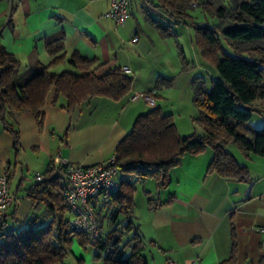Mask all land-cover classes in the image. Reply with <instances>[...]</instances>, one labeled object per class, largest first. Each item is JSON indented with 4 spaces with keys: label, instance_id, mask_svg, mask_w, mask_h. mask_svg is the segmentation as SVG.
Returning <instances> with one entry per match:
<instances>
[{
    "label": "crops",
    "instance_id": "0c3cea01",
    "mask_svg": "<svg viewBox=\"0 0 264 264\" xmlns=\"http://www.w3.org/2000/svg\"><path fill=\"white\" fill-rule=\"evenodd\" d=\"M197 4L187 16L178 18L158 0H132L128 17L117 24L104 16L108 0H0V43L19 61L16 74L23 75L38 63L47 65L61 53L67 59L76 52L94 60L97 76L119 67L133 78L131 92L124 99L93 96L70 112L63 106V96L53 101L56 89L50 87L40 108V126L30 112L7 115L19 131L18 148L0 121V168H7L9 191L15 195L7 214L13 226L42 212L41 206L34 207L28 191L37 182L35 172L43 175L48 166H58V156L90 166L114 155L136 117L149 110L143 98L131 100L132 93L152 92L156 105L172 114L180 135L202 133L194 125L198 109L189 108L182 119L176 118L170 106L177 89L185 87L186 102H192L193 81L199 76L208 80L206 63H200L199 73L182 66L184 57L191 61L196 24L218 22L204 11H194ZM135 35L138 39L133 41ZM68 66L64 60L49 70L61 72ZM217 78L212 70L204 86L210 88ZM227 150L247 167L246 179L208 171L214 158L210 147L185 153L168 170L166 186L150 177L120 185L121 192L113 199L131 204V212L118 213L114 223L110 217L117 207L108 191L100 192L93 199L95 210L101 225L108 224L100 232L104 235L130 223L142 240L145 264H167L171 259L176 264H226L232 254L236 264H257L264 258V155L244 154L234 142ZM132 232L125 233L123 241ZM63 264L106 263L102 256L96 257L94 245L74 236Z\"/></svg>",
    "mask_w": 264,
    "mask_h": 264
},
{
    "label": "trees",
    "instance_id": "16d2710c",
    "mask_svg": "<svg viewBox=\"0 0 264 264\" xmlns=\"http://www.w3.org/2000/svg\"><path fill=\"white\" fill-rule=\"evenodd\" d=\"M158 1L171 15L183 18L194 7L191 3L195 0ZM221 1L195 2L207 16L218 19L215 24H196L194 29L202 56L211 61L218 75L210 88L194 87L193 103L199 110L196 121L202 133L180 135L171 113L158 105L150 106L136 117L130 131L115 146L117 166L127 175L121 185L150 177L160 186H166L168 170L178 165L182 155L200 153L206 147L212 148L214 156L208 171L242 180L248 177V169L227 150L228 144L236 143L244 154L264 155V128L247 125L256 109L254 102H264V0H230L229 7ZM158 25L166 30V25ZM64 60L73 70H49ZM94 64V60L76 52L67 59L61 53L47 65L38 63L29 72L18 75L19 61L0 43V121L10 133L15 148L20 142L19 131L7 115L30 112L40 126L43 119L40 108L50 87L56 89L53 101L57 103L58 97L63 96L66 101L63 106L68 112L93 96L119 101L131 92V75L113 67L97 76ZM63 175L62 166L50 165L41 181L29 188L34 207L41 206L42 212L32 215L23 225L10 223L5 230L0 229V264H63L70 254L72 237L80 236L83 242H88L68 226L69 209L60 189ZM120 192L121 188L109 192L117 207L110 217L112 223L118 213L131 212V204L113 199ZM98 219L101 231L99 216ZM128 232H132V237L123 241V235ZM99 237L94 245L96 257L102 256L106 264L146 263L142 240L130 223L113 227L104 235L100 232ZM128 248L130 252L126 253ZM225 263L236 264L233 254ZM257 264H264V258Z\"/></svg>",
    "mask_w": 264,
    "mask_h": 264
},
{
    "label": "built area",
    "instance_id": "2783aa9c",
    "mask_svg": "<svg viewBox=\"0 0 264 264\" xmlns=\"http://www.w3.org/2000/svg\"><path fill=\"white\" fill-rule=\"evenodd\" d=\"M132 0H108L105 17L113 19L117 24L123 23L128 17V7ZM195 6V3H191ZM135 35L132 39L137 40ZM127 69V68H124ZM131 100L143 98L148 107L156 105L152 92L137 91L130 95ZM116 157L111 155L96 164L85 166L71 163L60 156L56 163L64 169V179L60 184L64 201L69 209L68 226L77 234H82L86 240L95 245L100 238V225L95 210L94 198L103 191L116 192L121 183L127 179L125 173L120 172ZM33 178L41 181L42 173L35 172ZM15 202V195L9 191V173L7 168H0V229L5 230L10 226L7 214ZM167 264H176L171 259Z\"/></svg>",
    "mask_w": 264,
    "mask_h": 264
},
{
    "label": "rangeland",
    "instance_id": "374dc122",
    "mask_svg": "<svg viewBox=\"0 0 264 264\" xmlns=\"http://www.w3.org/2000/svg\"><path fill=\"white\" fill-rule=\"evenodd\" d=\"M198 1H202V0H198ZM221 3H223V5H226V6H230L232 5L231 4V1L230 0H223L221 1ZM191 10V9H190ZM196 10H201L203 11V8L201 5H197L196 9H194V11ZM193 44V48L191 46V61L189 63V61H187V59L185 60L183 58V60H185L186 62V66L189 65L190 66V69H195V73H199L200 72V69L198 68V66H200V63H206L208 66V68L210 69H207V70H204L208 80L206 81L205 78H202L201 76L197 77L195 79V81H193L192 85H191V91H192V94L194 93V87L195 85H206V82L209 81V77L212 73V70L213 72L215 73V75H217V71L216 69L214 68V66L211 64V61H207L205 60V58L202 56V49L200 48L199 44L196 43V37L195 35L193 36V39H192V42ZM190 43V44H191ZM193 54H196L198 56V58H196ZM181 55L183 56V52H181ZM184 62H182V66L183 68L186 66L183 65ZM212 68V70H211ZM67 69H72L70 66L67 67ZM218 76V75H217ZM185 92H187V89L184 87V88H181V89H177V92L175 93L176 94V100L173 104H171L170 106H172L173 108H175V114H176V118H179V117H182V119H185L186 117V114H188L190 112V109L189 108H194L195 105L192 102H189L186 100H188V94L187 96L185 95ZM254 105H255V108L252 112H251V118L247 121V125L250 126L251 128H255V129H262L264 128V102H260L259 100H256L254 102ZM196 109H198L197 107H195ZM186 110V111H185ZM186 112V113H185ZM192 112V111H191ZM182 114L181 116L179 115ZM183 122V121H182ZM180 122V123H182ZM194 125L195 127L197 126V129L200 128V125L199 123L196 121V119L194 120ZM196 130V129H195ZM34 176V175H33ZM103 227H102V231L103 233L106 231L107 227H108V224L106 223H102Z\"/></svg>",
    "mask_w": 264,
    "mask_h": 264
}]
</instances>
